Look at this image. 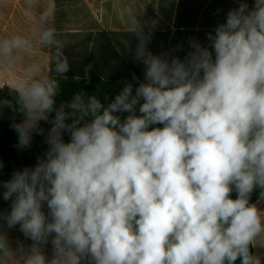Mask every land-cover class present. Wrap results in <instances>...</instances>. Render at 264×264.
Listing matches in <instances>:
<instances>
[{"label":"clouds","instance_id":"1","mask_svg":"<svg viewBox=\"0 0 264 264\" xmlns=\"http://www.w3.org/2000/svg\"><path fill=\"white\" fill-rule=\"evenodd\" d=\"M237 2L183 59L151 52L154 23L124 6L144 80L107 105L81 91L57 106L70 70L57 3L24 0L26 30L0 36L14 99L0 109L22 115L21 150L33 134L48 148L0 181V264H264V210L250 202L256 189L264 200V0ZM17 225L27 247L12 246Z\"/></svg>","mask_w":264,"mask_h":264},{"label":"crops","instance_id":"2","mask_svg":"<svg viewBox=\"0 0 264 264\" xmlns=\"http://www.w3.org/2000/svg\"><path fill=\"white\" fill-rule=\"evenodd\" d=\"M247 2L251 8L253 0ZM56 3V26L62 32L70 65L67 73L57 77L59 83L69 82L87 96L101 93L105 105L119 94L125 83H132L135 89L144 80V65L134 59L138 41L126 32L119 14L124 6L142 14L146 25L154 23L148 45L151 52L181 59L190 50L189 42L193 39L209 46L207 34H214L215 28L225 22L228 11L238 7L237 0H56ZM23 13L24 0H0V36L25 31L27 21ZM35 58L42 59L38 50ZM134 76L138 79H133ZM120 115L123 118L127 113ZM254 203L264 210V200L260 197ZM0 211L8 212L1 204ZM5 230L13 247L17 241L26 247L32 243L19 231V225ZM45 251L51 255L50 244ZM253 251L264 257V248Z\"/></svg>","mask_w":264,"mask_h":264},{"label":"trees","instance_id":"3","mask_svg":"<svg viewBox=\"0 0 264 264\" xmlns=\"http://www.w3.org/2000/svg\"><path fill=\"white\" fill-rule=\"evenodd\" d=\"M9 100L14 103L13 97L7 87L0 89V101ZM23 119L19 112H13L11 108L4 106L0 109V161H3V171L7 176L25 167H33L37 163V157H42L47 151L48 145L45 136L33 134V140L28 148L20 149L18 145V134L11 126L13 121L19 123ZM41 127L45 129V135L49 129L48 124L42 122ZM235 197V193H233ZM260 197V189H256L251 195V203ZM10 201H4L0 197V204L10 211ZM239 264V262H237Z\"/></svg>","mask_w":264,"mask_h":264},{"label":"rangeland","instance_id":"4","mask_svg":"<svg viewBox=\"0 0 264 264\" xmlns=\"http://www.w3.org/2000/svg\"><path fill=\"white\" fill-rule=\"evenodd\" d=\"M81 91H82L81 88L73 87V84L63 81L62 84L60 85V92H59L58 96L56 97L57 106H59V104L61 102H70L71 99L73 98V92L76 94V93H79ZM97 98L101 100V98H102L101 93L99 95H97ZM48 127L50 128L51 125L48 124ZM64 139H65V141L68 140L67 134L65 135ZM10 178H11V176H7L3 171H0V181H7Z\"/></svg>","mask_w":264,"mask_h":264},{"label":"built area","instance_id":"5","mask_svg":"<svg viewBox=\"0 0 264 264\" xmlns=\"http://www.w3.org/2000/svg\"><path fill=\"white\" fill-rule=\"evenodd\" d=\"M161 126V125H160Z\"/></svg>","mask_w":264,"mask_h":264}]
</instances>
